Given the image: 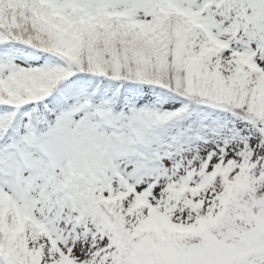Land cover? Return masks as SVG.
<instances>
[{"label":"snow or ice","instance_id":"obj_1","mask_svg":"<svg viewBox=\"0 0 264 264\" xmlns=\"http://www.w3.org/2000/svg\"><path fill=\"white\" fill-rule=\"evenodd\" d=\"M0 264H264V0H0Z\"/></svg>","mask_w":264,"mask_h":264}]
</instances>
